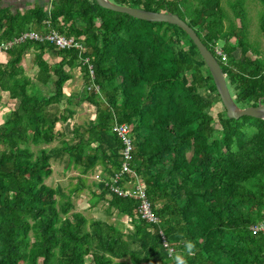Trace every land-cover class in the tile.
<instances>
[{"label": "trees", "instance_id": "16d2710c", "mask_svg": "<svg viewBox=\"0 0 264 264\" xmlns=\"http://www.w3.org/2000/svg\"><path fill=\"white\" fill-rule=\"evenodd\" d=\"M111 1L177 14L218 59L237 105L264 104V55L248 42L242 0L231 3L238 23L229 28L220 0ZM51 4L49 13L0 7V42L27 30H55L84 46L27 41L0 62V90L17 102L0 124V264H264V232L253 231L264 221V119L229 118L225 108L213 116L214 105L223 106L215 82L179 26L137 19L96 0ZM260 30L264 36V9ZM29 51L32 76L22 65ZM76 68L85 86L79 96L67 95ZM75 100L95 106L96 116L74 124L66 140L56 126L75 115ZM115 121L132 127V168L146 183L158 225L139 218L137 200L111 193L107 178L97 183L93 206L108 202V215L127 216L133 228L74 211L82 175L98 165L109 175L120 169ZM58 137L60 145L43 147ZM65 157L80 170L69 193L45 182L51 161Z\"/></svg>", "mask_w": 264, "mask_h": 264}, {"label": "rangeland", "instance_id": "374dc122", "mask_svg": "<svg viewBox=\"0 0 264 264\" xmlns=\"http://www.w3.org/2000/svg\"><path fill=\"white\" fill-rule=\"evenodd\" d=\"M220 1L221 7L223 8L225 14V25L226 28H229L231 23H238V20L235 17L234 10L231 6L232 2L234 3L238 0ZM242 1L243 6L246 10V16L248 21V42L253 47L257 48L260 51L261 55H264V36L260 30V19L264 6L257 0ZM29 52L30 57H27L28 62H26L25 64L27 70H25L30 76H32L34 71L32 70V72L31 69L34 67V55L32 51ZM73 75V79L69 80L66 83L64 90L67 95L72 94L79 96L80 94H82V91L85 86L81 69H74ZM41 91L45 93L51 91V89L48 87H42ZM4 97V92L0 90V124H2L6 120L10 112L14 110V108H16L17 106L16 102H12L10 100L8 101V98L4 99ZM64 106L65 104L63 105V107ZM74 107L76 110L75 115L67 122H59L56 126L57 131L60 134H64L66 140L71 139V129L74 124L76 125L86 123L90 120H93L96 116L95 106L89 104L88 102H81L79 100H75ZM223 110L224 106H222L220 103H217L212 109V114L214 117H217V114L219 112H222ZM216 127L219 128L218 124L216 125ZM58 145H60L59 137L51 144L44 145L43 147H55ZM51 163L53 167V173L49 178L46 179L45 182L48 185L56 188L61 187L65 193H69L70 190L74 189L76 185H78V177L80 176V170L74 167L73 164H69L68 159L66 157L63 159L52 160ZM104 176L105 172L101 165H98L93 171L89 172L88 174L81 176L85 180V184L79 192H76L72 195V200L75 205L74 211L82 212L90 219H102L109 223L121 225V227H123L125 231L131 230L133 227L130 226L127 216L120 215L115 210H113L111 215H108V202L99 201L97 204H95V206H93L92 203L94 201H97V197L93 193L95 191H98L97 183H100V179H102Z\"/></svg>", "mask_w": 264, "mask_h": 264}, {"label": "built area", "instance_id": "2783aa9c", "mask_svg": "<svg viewBox=\"0 0 264 264\" xmlns=\"http://www.w3.org/2000/svg\"><path fill=\"white\" fill-rule=\"evenodd\" d=\"M27 41L49 42L55 45L57 49H84L83 44L74 37L62 35L55 30H50L47 32L27 30L12 40L0 42V54H5L13 46ZM216 53L221 56L223 61L227 60V55L223 52L221 47H216ZM86 62H88V59H86ZM91 75L93 77L92 70ZM94 88L98 90V86H95ZM112 132L117 135L123 145L121 151V166L120 169H118L112 175L105 173V176L100 179V181H103L107 178L106 180L109 181H107L106 185L109 187L111 193L119 197L137 200L139 218L146 221L151 226L158 225L161 220L155 213L152 203L147 196L146 183L136 174L132 168V163L134 161V141L132 136V127L126 122L115 121L112 126ZM125 176H127V180H125ZM253 231L264 232V221L253 226ZM161 234L164 246L169 247L166 237L163 235L162 231ZM169 252L172 254L174 249L169 248Z\"/></svg>", "mask_w": 264, "mask_h": 264}, {"label": "water", "instance_id": "95a60500", "mask_svg": "<svg viewBox=\"0 0 264 264\" xmlns=\"http://www.w3.org/2000/svg\"><path fill=\"white\" fill-rule=\"evenodd\" d=\"M96 2L106 9H110L120 13H126L137 19L151 22H166L182 28L197 46L202 58L204 59L211 73V76L213 77L217 92L221 98V102L226 110L227 116L234 119H240L244 116L264 119V104L249 107H240L239 105H237L230 91L227 81V75L224 73L218 59L202 42L195 29L192 28L187 21L180 18L177 14L149 11L135 7H127L119 5L111 0H96Z\"/></svg>", "mask_w": 264, "mask_h": 264}, {"label": "crops", "instance_id": "0c3cea01", "mask_svg": "<svg viewBox=\"0 0 264 264\" xmlns=\"http://www.w3.org/2000/svg\"><path fill=\"white\" fill-rule=\"evenodd\" d=\"M51 3H52L51 0H0V7L1 8H8L12 12H17V11L24 12L31 7L39 6V7L44 8L45 11L47 13H49L51 8H52ZM27 57H30V52L24 56L23 61H22V65L24 66L25 69H26L25 64H26V62H28ZM46 58H48L47 60L50 62H55L58 60L56 57L49 56V55H46ZM7 60H8V56L6 55V53L0 54V62L1 63H6ZM4 95H5L4 99L8 98V101L10 100L12 102H15L14 100L10 99L9 94L7 92H4Z\"/></svg>", "mask_w": 264, "mask_h": 264}]
</instances>
